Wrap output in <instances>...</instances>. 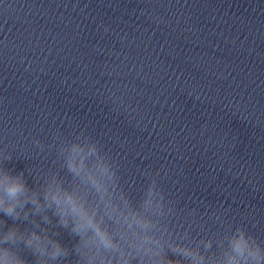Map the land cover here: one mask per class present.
Instances as JSON below:
<instances>
[{
    "label": "clouds",
    "instance_id": "clouds-1",
    "mask_svg": "<svg viewBox=\"0 0 264 264\" xmlns=\"http://www.w3.org/2000/svg\"><path fill=\"white\" fill-rule=\"evenodd\" d=\"M48 147L59 168L33 176V186L5 167L12 155L0 150V217L12 221L0 218V264H31L25 250L34 264H264V243L244 226L198 238L177 231L161 170L144 173L147 184L133 199L99 139L84 130L72 138L57 133ZM61 230L75 239L71 248L56 238Z\"/></svg>",
    "mask_w": 264,
    "mask_h": 264
}]
</instances>
